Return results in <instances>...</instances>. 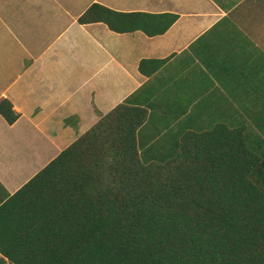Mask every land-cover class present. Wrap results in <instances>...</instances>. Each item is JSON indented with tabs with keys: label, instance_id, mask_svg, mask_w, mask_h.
Here are the masks:
<instances>
[{
	"label": "crops",
	"instance_id": "1",
	"mask_svg": "<svg viewBox=\"0 0 264 264\" xmlns=\"http://www.w3.org/2000/svg\"><path fill=\"white\" fill-rule=\"evenodd\" d=\"M93 5L177 18L157 36L115 33L79 24ZM2 98L19 118L0 116V208L127 100L147 110L136 132L146 161L221 124L264 157V0H0Z\"/></svg>",
	"mask_w": 264,
	"mask_h": 264
},
{
	"label": "trees",
	"instance_id": "2",
	"mask_svg": "<svg viewBox=\"0 0 264 264\" xmlns=\"http://www.w3.org/2000/svg\"><path fill=\"white\" fill-rule=\"evenodd\" d=\"M176 18L93 5L78 22L152 37ZM0 116L19 118L4 98ZM146 118L117 105L9 197L0 264H264V157L244 129L189 132L146 161L136 142Z\"/></svg>",
	"mask_w": 264,
	"mask_h": 264
}]
</instances>
